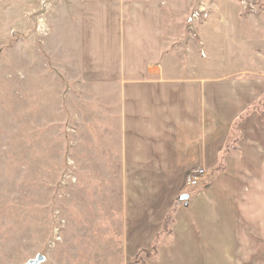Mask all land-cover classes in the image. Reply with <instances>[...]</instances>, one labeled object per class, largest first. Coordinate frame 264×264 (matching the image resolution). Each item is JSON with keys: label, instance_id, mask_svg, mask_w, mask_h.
<instances>
[{"label": "crops", "instance_id": "obj_1", "mask_svg": "<svg viewBox=\"0 0 264 264\" xmlns=\"http://www.w3.org/2000/svg\"><path fill=\"white\" fill-rule=\"evenodd\" d=\"M199 1L74 0L91 20L93 81L120 90L127 257L149 250L171 213L149 264H264V114L236 123L264 96V13L202 0L208 16L178 58ZM194 168L207 182L184 187Z\"/></svg>", "mask_w": 264, "mask_h": 264}, {"label": "rangeland", "instance_id": "obj_2", "mask_svg": "<svg viewBox=\"0 0 264 264\" xmlns=\"http://www.w3.org/2000/svg\"><path fill=\"white\" fill-rule=\"evenodd\" d=\"M246 4L264 13L260 0ZM74 6L0 0V264H149L167 235L127 257L120 90L93 81L100 68L82 43L91 20ZM188 18L178 58L198 36Z\"/></svg>", "mask_w": 264, "mask_h": 264}, {"label": "built area", "instance_id": "obj_3", "mask_svg": "<svg viewBox=\"0 0 264 264\" xmlns=\"http://www.w3.org/2000/svg\"><path fill=\"white\" fill-rule=\"evenodd\" d=\"M207 13L202 8L193 10L188 18V28L190 31L196 33V24H199L201 21L206 18ZM206 180V171L203 168H194L187 172L185 175L184 184L186 187L194 188L200 185H203Z\"/></svg>", "mask_w": 264, "mask_h": 264}, {"label": "trees", "instance_id": "obj_4", "mask_svg": "<svg viewBox=\"0 0 264 264\" xmlns=\"http://www.w3.org/2000/svg\"><path fill=\"white\" fill-rule=\"evenodd\" d=\"M251 111H256V112H258L260 114H264V96L262 97V99L259 101V103L257 105H254L251 110H248L246 113H244L238 119V121L236 123H238L239 121H241V119L244 118V116L248 115V113H250ZM234 127H235V125H234ZM220 167H221V164L218 165V169ZM184 187H186V186H184ZM171 223H172V220H171V213H170L164 219L163 226H162V232L161 233H163L165 235H168L170 233L169 227H170Z\"/></svg>", "mask_w": 264, "mask_h": 264}, {"label": "water", "instance_id": "obj_5", "mask_svg": "<svg viewBox=\"0 0 264 264\" xmlns=\"http://www.w3.org/2000/svg\"><path fill=\"white\" fill-rule=\"evenodd\" d=\"M186 199V196H182L181 200ZM43 261L42 256H38L35 260L28 262V264H40Z\"/></svg>", "mask_w": 264, "mask_h": 264}]
</instances>
